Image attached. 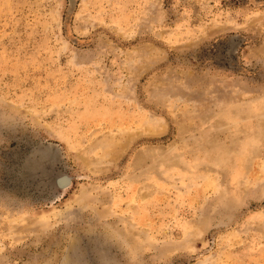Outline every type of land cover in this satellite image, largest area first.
I'll return each instance as SVG.
<instances>
[{
	"label": "rangeland",
	"instance_id": "obj_1",
	"mask_svg": "<svg viewBox=\"0 0 264 264\" xmlns=\"http://www.w3.org/2000/svg\"><path fill=\"white\" fill-rule=\"evenodd\" d=\"M0 264H264V0H0Z\"/></svg>",
	"mask_w": 264,
	"mask_h": 264
},
{
	"label": "water",
	"instance_id": "obj_2",
	"mask_svg": "<svg viewBox=\"0 0 264 264\" xmlns=\"http://www.w3.org/2000/svg\"><path fill=\"white\" fill-rule=\"evenodd\" d=\"M59 183H60L61 185L67 184V183H68V179H66L65 177L60 178V179H59Z\"/></svg>",
	"mask_w": 264,
	"mask_h": 264
}]
</instances>
